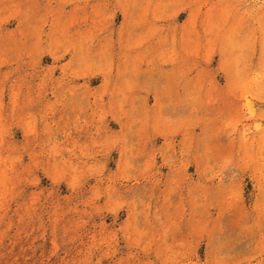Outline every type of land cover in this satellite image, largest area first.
<instances>
[{
    "label": "rangeland",
    "instance_id": "374dc122",
    "mask_svg": "<svg viewBox=\"0 0 264 264\" xmlns=\"http://www.w3.org/2000/svg\"><path fill=\"white\" fill-rule=\"evenodd\" d=\"M0 264H264V0H0Z\"/></svg>",
    "mask_w": 264,
    "mask_h": 264
}]
</instances>
